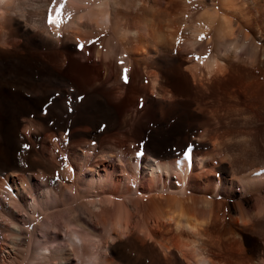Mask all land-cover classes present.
Returning a JSON list of instances; mask_svg holds the SVG:
<instances>
[{
    "label": "bare ground",
    "instance_id": "bare-ground-1",
    "mask_svg": "<svg viewBox=\"0 0 264 264\" xmlns=\"http://www.w3.org/2000/svg\"><path fill=\"white\" fill-rule=\"evenodd\" d=\"M61 4L64 22L49 26L50 10L55 15ZM23 14L19 0H0V264H212L205 247L227 252L239 243L228 224L260 228L264 237V163L242 175L226 160L211 168L212 157L174 148L171 133L147 151L130 148L126 128L109 132L114 115L102 97L81 98L69 87L60 69L70 48L47 58L31 48L37 31L91 44L75 57L91 65L92 81L109 66L103 48L131 56L136 80L141 66L159 65L156 57L191 54L185 71L213 85V112L264 130V0H43L30 13L36 19L23 24ZM11 22L29 47L13 42ZM173 75L181 89L186 77ZM245 232L238 236L254 242Z\"/></svg>",
    "mask_w": 264,
    "mask_h": 264
},
{
    "label": "rangeland",
    "instance_id": "rangeland-1",
    "mask_svg": "<svg viewBox=\"0 0 264 264\" xmlns=\"http://www.w3.org/2000/svg\"><path fill=\"white\" fill-rule=\"evenodd\" d=\"M19 2L22 11L25 13L23 14L25 16L20 20L23 24H28L31 20L36 19L30 13L33 14L36 6H40L43 0H19ZM8 29L9 32L12 31L13 33V42L17 46L26 47V38L21 31L17 30L16 32L14 22L8 24ZM35 35L37 46L31 48L37 50L40 58H47V53L50 50L70 48L72 57L68 59V63L60 69V72L65 75L69 87L75 88L78 93L80 92L81 98L88 95L102 97L103 103L106 105L104 110L107 107L112 109V112L107 114L110 119L114 117V124L109 132L121 128H130V132L126 129L123 132L124 136L132 135L134 137L135 141L130 144V148H136L139 151L142 150V152L147 151L146 148L149 147L152 139H155L157 143L168 141L167 138L171 133L174 135L172 141L174 148L184 149L183 155L191 152V155L198 154L212 157L209 161L211 168H217L221 162L226 160L225 165L231 173L242 175L248 169L264 163L263 128L259 126L240 127L228 124L222 108L216 113L213 112L215 106V99L212 94L213 85L203 82L204 84L201 86L198 82H193L188 72L185 71L187 66L193 64L194 56L191 54L179 53L172 56L156 57L159 65H151L147 68L141 66L139 68L141 78L139 77L137 80L134 78V80L133 72L131 73L128 70L127 65L131 56L120 55L121 50L118 47L103 48V54L111 51V56L109 54L107 60L109 68L102 67L99 76L95 81H92L93 68L91 65L88 63L86 64L88 67H84L82 64L77 63L75 57L81 54L83 48L89 49L91 44H81L83 46L81 50L80 44L74 45L66 40L55 42V39L42 34L40 31H37ZM29 46L27 45V47ZM94 49L92 52H95L96 49ZM53 58L55 59L54 56ZM133 59L137 60L138 58L132 56ZM175 67V73L181 71V74L186 77L185 81L187 83L184 82L181 89L175 84L174 72L173 74L171 72V69ZM125 69H127L126 74ZM125 75L127 82H125ZM153 80L158 83L155 89L156 93L151 90ZM54 89L49 88L54 93L51 98L54 101L59 99L61 92L68 91L67 87ZM109 90L114 94H108L107 91ZM124 109L127 111H124ZM99 113L96 111V114ZM35 120L40 122L39 119ZM21 129L22 126L20 131ZM246 133L250 135L249 139H242L241 136ZM167 148L169 149V147ZM30 161L44 162V159L32 156ZM214 173V176H223L218 171ZM237 190L236 188L235 191L239 194L240 191ZM224 201L227 204H232L231 199H225ZM233 202L237 204L241 201L233 200ZM240 209L242 212L245 210L242 207ZM222 210L226 212L227 216L236 218V214L232 210L227 208ZM232 225L228 224L227 227L231 226L230 229L239 243L227 252L217 246L218 244H215V248L211 249L205 247L203 253L209 258L210 262L212 264H252L264 261V237L259 235L260 228H247L239 223L236 227ZM240 228L242 231H246L245 233L251 234L252 238L254 237V242L251 241L246 244L238 236L240 234L238 232H242ZM233 229H236L238 234ZM220 234L218 231L211 233L210 236L215 243L218 242L217 238ZM257 244H260L258 248L255 247Z\"/></svg>",
    "mask_w": 264,
    "mask_h": 264
},
{
    "label": "snow or ice",
    "instance_id": "snow-or-ice-1",
    "mask_svg": "<svg viewBox=\"0 0 264 264\" xmlns=\"http://www.w3.org/2000/svg\"><path fill=\"white\" fill-rule=\"evenodd\" d=\"M56 0H53V4L55 5ZM62 11H63V4H61L59 7L55 8V15L51 14V10H50V14L48 16L47 19V23L49 26L55 25L56 28H59L61 26V24L64 22L63 18H62ZM201 39H204V37H201ZM81 50L83 48V46L81 45ZM199 59V58H197ZM125 74L127 73V69L124 70ZM125 82H127V77L125 75ZM179 163V161H178Z\"/></svg>",
    "mask_w": 264,
    "mask_h": 264
}]
</instances>
